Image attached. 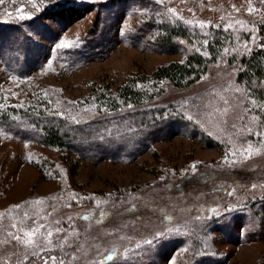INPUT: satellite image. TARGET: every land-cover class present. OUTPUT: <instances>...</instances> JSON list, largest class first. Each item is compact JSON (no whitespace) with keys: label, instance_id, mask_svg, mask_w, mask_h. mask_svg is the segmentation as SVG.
Segmentation results:
<instances>
[{"label":"rangeland","instance_id":"1","mask_svg":"<svg viewBox=\"0 0 264 264\" xmlns=\"http://www.w3.org/2000/svg\"><path fill=\"white\" fill-rule=\"evenodd\" d=\"M113 1L74 0L59 8L55 0H3L4 19L38 15L39 30L53 38L34 36L45 46L36 44L27 59L15 50L2 53L0 111L32 108L85 119L113 113L109 99L124 85L155 86L164 89L155 105L181 109L209 133H163L136 159L94 162L0 126V264H264V180L247 181L264 173V146L251 145L264 139V125L249 129L250 121L260 122L264 99L236 80L237 58L264 51V0ZM111 3L118 8L106 21ZM165 25L185 27L191 43L157 45ZM218 33L228 38L225 57L195 85L176 90L153 77L158 66L192 51L210 56ZM84 45L96 48V58L69 52ZM13 57L19 60H7ZM242 94L253 120L239 132L244 142L228 147L233 133L220 135L217 118L237 115ZM55 250L68 256L57 259Z\"/></svg>","mask_w":264,"mask_h":264},{"label":"trees","instance_id":"2","mask_svg":"<svg viewBox=\"0 0 264 264\" xmlns=\"http://www.w3.org/2000/svg\"><path fill=\"white\" fill-rule=\"evenodd\" d=\"M55 1V4L59 8H65L74 3V0ZM116 1L122 2L123 0H114L113 2L116 3ZM121 4L123 3H120L118 6ZM154 4L156 6V2ZM2 6L4 5L0 4V10H3ZM117 8L111 3L105 9L106 21L110 20L109 18L111 17H115ZM4 16L3 14L0 15V57L4 63L6 62L3 59V52L15 50L17 53L21 52L27 59L30 55L28 51L36 47V44H39L38 46L40 47L45 44L43 40H39L40 42L37 41L34 36H45L46 38L44 39L46 40L52 37L49 31L47 33V29L39 30L38 25L43 26L44 23L38 19V15L35 16L36 18L31 17L28 20L22 19L23 21L18 23L9 22L4 19ZM162 27L164 31L156 35L155 42L162 48H169L174 44L182 42L186 44L191 43V33L187 32L185 27H168V25ZM95 31H98V29ZM106 33L108 34V32ZM227 40L228 38L225 34L218 33L208 46L210 56L207 57L199 51H192L186 55L183 61H171L158 66L153 73V77L157 80L165 79L170 81L176 90L192 87L211 71L218 59L225 57L223 55V46L226 45ZM92 41L97 42L99 39H92ZM91 45L94 46L95 44ZM69 52L74 54L75 57L83 59V61L93 59L97 54L96 48L86 45L74 49V51L69 50ZM11 59L17 61L19 57H13L7 60ZM35 61L38 62V58ZM236 61L238 64V72L236 73L237 84L245 87V91L249 94L255 96L257 94L260 95L263 100L264 91L261 87L264 85V51L256 54L252 53L251 55L245 53L242 57L237 58ZM225 84L227 83H224V86ZM218 85L222 84L218 83ZM224 86L222 85L220 87ZM163 92L164 89L162 87L157 88L153 86L150 90H139L135 89L132 85H124L118 89L113 98L109 99L111 104L114 105L113 111H111L113 113L100 111L95 117L89 116L91 118L85 119L71 118L70 116H63L59 113L41 112L32 108H19L14 112H7L5 108H2L5 112L0 111V126L28 142L55 149H65L94 162L109 157L118 160L136 159L140 154L147 151L154 141L161 138V136L164 137L165 135L163 133H184L188 131L185 134L189 136H202V134L209 133L204 129L200 121L199 123L196 122L181 109L176 112L169 104L166 106L160 104L155 105L153 101ZM243 97L242 94L241 98H237V101H242L241 99ZM261 98L258 100H261ZM243 100L244 102L241 104L242 110H238L237 115L225 113L224 118L222 116H218L217 118L218 120L221 119V121L216 123L221 125V129L218 128L219 131H217L220 135L222 133H233L230 137L223 134L228 137V147L230 145L232 146L231 140H233V143L235 141L239 142L237 139L243 137L239 133L241 132L240 130L246 128L248 119L253 120L247 117L248 114H251L247 111L248 109L250 111L252 110V103L250 101L247 102L245 97ZM168 108L169 111H167ZM255 109L253 113L257 114L259 110L257 111ZM260 113L258 115L260 116V122L250 121L249 129H256L255 126H259L260 124L264 125V113ZM206 139L209 143L210 137ZM247 139L252 140V136H248ZM242 141L244 142L243 138ZM216 142L215 145L224 147L218 141ZM244 144L236 146L247 147ZM251 145L264 146V139L258 137L257 143L253 142ZM118 147H123L124 150H116ZM39 166L41 167V165ZM50 167L53 168L54 165H50ZM210 180L208 178V181ZM262 180H264V173L262 175L252 176L247 181L261 182ZM4 232L5 228H0V249L3 247L1 240L4 237ZM53 253L56 254L57 259L68 256L57 250L53 251ZM44 254V256H50L52 252L46 251ZM44 256H41L40 259H45ZM31 260L33 261V258ZM115 260L111 259L110 263L115 262ZM48 264H57V262Z\"/></svg>","mask_w":264,"mask_h":264},{"label":"snow or ice","instance_id":"3","mask_svg":"<svg viewBox=\"0 0 264 264\" xmlns=\"http://www.w3.org/2000/svg\"><path fill=\"white\" fill-rule=\"evenodd\" d=\"M3 3V0H0V4H2ZM249 11H252L251 9H249ZM15 239H17V240H19V237H14ZM31 241L29 240V243H30ZM50 259H52V260H55V257H50ZM45 264H47V261H45ZM61 264H62V262H61Z\"/></svg>","mask_w":264,"mask_h":264}]
</instances>
